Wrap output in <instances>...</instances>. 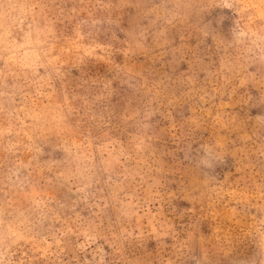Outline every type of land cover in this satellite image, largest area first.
<instances>
[{
	"label": "rangeland",
	"instance_id": "374dc122",
	"mask_svg": "<svg viewBox=\"0 0 264 264\" xmlns=\"http://www.w3.org/2000/svg\"><path fill=\"white\" fill-rule=\"evenodd\" d=\"M0 264H264V0H0Z\"/></svg>",
	"mask_w": 264,
	"mask_h": 264
}]
</instances>
